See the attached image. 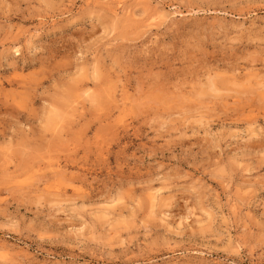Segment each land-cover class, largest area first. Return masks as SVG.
<instances>
[{"label": "rangeland", "instance_id": "374dc122", "mask_svg": "<svg viewBox=\"0 0 264 264\" xmlns=\"http://www.w3.org/2000/svg\"><path fill=\"white\" fill-rule=\"evenodd\" d=\"M0 264H264V0H0Z\"/></svg>", "mask_w": 264, "mask_h": 264}, {"label": "bare ground", "instance_id": "6f19581e", "mask_svg": "<svg viewBox=\"0 0 264 264\" xmlns=\"http://www.w3.org/2000/svg\"><path fill=\"white\" fill-rule=\"evenodd\" d=\"M210 89V88H209Z\"/></svg>", "mask_w": 264, "mask_h": 264}]
</instances>
